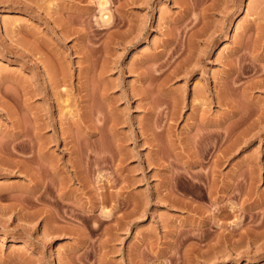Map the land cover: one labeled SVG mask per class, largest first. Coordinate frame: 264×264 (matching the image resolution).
Segmentation results:
<instances>
[{"label": "rangeland", "instance_id": "rangeland-1", "mask_svg": "<svg viewBox=\"0 0 264 264\" xmlns=\"http://www.w3.org/2000/svg\"><path fill=\"white\" fill-rule=\"evenodd\" d=\"M0 264H264V0H0Z\"/></svg>", "mask_w": 264, "mask_h": 264}, {"label": "bare ground", "instance_id": "bare-ground-1", "mask_svg": "<svg viewBox=\"0 0 264 264\" xmlns=\"http://www.w3.org/2000/svg\"><path fill=\"white\" fill-rule=\"evenodd\" d=\"M60 61V60H59ZM59 69H61L60 68V66H59ZM65 70V69H64ZM61 73V75H62V77H64V79H66V74H65V72L63 71V69H61V71H60ZM65 75V76H64ZM49 124H52L50 121H49ZM56 130V128L53 126V131H55ZM39 146V145H38ZM42 149V148H41ZM50 162V161H49ZM51 167H50V169L51 170H54V168H52L53 166H54V164H52L51 162H50V164H49ZM41 182V181H40ZM43 182V181H42ZM45 184V183H44ZM38 199V198H37ZM12 209V208H11ZM3 211H6V209L5 208H3L2 209ZM14 210V209H13ZM2 211V212H3ZM1 212V213H2ZM41 211H39V210H33V211H30V212H27V213H24V216L28 219V218H35V217H37L38 216V214L40 213ZM52 213H53V211H52ZM11 214V213H10ZM9 214V215H10ZM23 216V215H22ZM17 217V216H16ZM19 218H21V216L19 215L18 216ZM18 218V219H19ZM56 218H55V214L53 215V218H52V220H54V221H56L55 220ZM22 223V222H21ZM24 223V222H23ZM21 224V225H19L20 227H18V229L17 230H15L16 232H29L28 230H30L31 229V226H30V229H29V226L28 225H26L25 223L24 224ZM54 230H56V227H55V225H53V229L51 230V231H54ZM16 259L18 260V261H24V259H23V257H21V256H17L16 257ZM25 263V262H24Z\"/></svg>", "mask_w": 264, "mask_h": 264}]
</instances>
